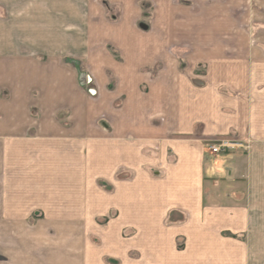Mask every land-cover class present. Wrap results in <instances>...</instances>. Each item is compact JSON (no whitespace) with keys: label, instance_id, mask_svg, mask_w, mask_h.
Returning <instances> with one entry per match:
<instances>
[{"label":"crops","instance_id":"1","mask_svg":"<svg viewBox=\"0 0 264 264\" xmlns=\"http://www.w3.org/2000/svg\"><path fill=\"white\" fill-rule=\"evenodd\" d=\"M203 1L207 27L181 1L0 0L1 225L112 209L83 264H264V0L256 41Z\"/></svg>","mask_w":264,"mask_h":264},{"label":"rangeland","instance_id":"2","mask_svg":"<svg viewBox=\"0 0 264 264\" xmlns=\"http://www.w3.org/2000/svg\"><path fill=\"white\" fill-rule=\"evenodd\" d=\"M178 1L172 0L174 5H178L181 1L191 11L195 9V11L200 13L201 26L207 27L210 24L206 1L195 0L194 6L187 5L190 3L188 0ZM147 5L149 6V3ZM231 6H233V10L237 9L243 13L247 10V18L245 19L241 16V20H245L248 34L241 33L237 35L236 39L256 41L254 0H232ZM217 7L218 5H216ZM201 35H203V38L205 37L204 34ZM198 70L200 72L203 71L202 67ZM91 82L88 79L80 81L92 93ZM96 183L104 191L111 193V183L101 178L97 179ZM2 211L0 208V216ZM115 215L116 212L112 209L106 213L97 211L95 216H92L93 221L90 219L87 223L73 221L70 224H66L67 222L65 223L61 220L59 222V217L51 215L47 209L36 208L28 211L24 215L23 224L18 226L0 224V264H83L82 260L86 250H83L84 248L88 247L89 250L94 248L103 252L110 249L104 242L102 235L109 234L106 226ZM128 234L124 232L123 237ZM182 246V242L178 241L177 247L181 248ZM130 256H134L136 262H140L141 258H139L140 255L137 251H132ZM101 260L105 264H121V259L107 254L101 255Z\"/></svg>","mask_w":264,"mask_h":264},{"label":"built area","instance_id":"3","mask_svg":"<svg viewBox=\"0 0 264 264\" xmlns=\"http://www.w3.org/2000/svg\"><path fill=\"white\" fill-rule=\"evenodd\" d=\"M242 146L240 142L232 139H217L207 143V148L212 154L227 153L232 149Z\"/></svg>","mask_w":264,"mask_h":264}]
</instances>
